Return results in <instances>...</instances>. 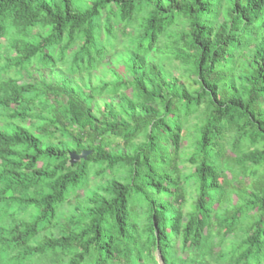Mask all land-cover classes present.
<instances>
[{"label": "trees", "instance_id": "obj_1", "mask_svg": "<svg viewBox=\"0 0 264 264\" xmlns=\"http://www.w3.org/2000/svg\"><path fill=\"white\" fill-rule=\"evenodd\" d=\"M0 264H264V0H0Z\"/></svg>", "mask_w": 264, "mask_h": 264}, {"label": "rangeland", "instance_id": "obj_2", "mask_svg": "<svg viewBox=\"0 0 264 264\" xmlns=\"http://www.w3.org/2000/svg\"><path fill=\"white\" fill-rule=\"evenodd\" d=\"M123 39H122V34L120 32H117L116 36V44L117 47L114 50H111L109 53L110 55L106 57V60H111V63L105 64V66L101 69H98L94 71L90 75V81L93 85L98 84L99 81L102 80H109L113 76L114 73H123L124 72V67L123 64L121 63V59L123 56ZM167 63L165 66V70L168 74L169 77L176 76L180 82H190L189 76H187L186 71H183L181 66L179 65V62L176 60H169L165 61ZM45 74H47V70ZM31 75H28L22 71L20 72H15L14 74L22 79V81L27 82V81H32L33 79H37L39 77L38 73L35 71V69H31ZM45 77L50 78L51 75H46ZM108 97L109 95L104 94L101 97L97 98L94 100L93 104L98 110H102L105 102H108ZM119 94L114 95L112 97L113 101L116 102L118 101ZM195 119H190L189 122L185 125V128L183 130V142H182V147L180 149V158L182 160V163L179 165L181 167L183 173L187 175L189 172H191L192 167L185 162L183 159L192 151V135L194 132L195 128ZM142 139L139 138L135 143H138ZM117 140L110 139V142L112 143V146H115V142ZM122 147V146H120ZM187 198L192 201L194 197V191H193V183L192 179H189L187 182ZM71 203H74V199H71ZM186 208H188V205H186Z\"/></svg>", "mask_w": 264, "mask_h": 264}, {"label": "water", "instance_id": "obj_3", "mask_svg": "<svg viewBox=\"0 0 264 264\" xmlns=\"http://www.w3.org/2000/svg\"><path fill=\"white\" fill-rule=\"evenodd\" d=\"M88 154V151H82L80 154H76L74 152H70L69 153V162L73 163L76 160L80 159V158H85L86 155Z\"/></svg>", "mask_w": 264, "mask_h": 264}]
</instances>
